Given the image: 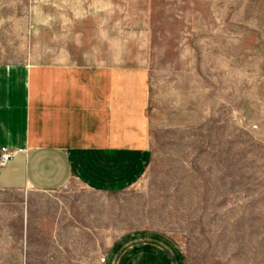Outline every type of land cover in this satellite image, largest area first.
I'll list each match as a JSON object with an SVG mask.
<instances>
[{
	"label": "rangeland",
	"instance_id": "rangeland-1",
	"mask_svg": "<svg viewBox=\"0 0 264 264\" xmlns=\"http://www.w3.org/2000/svg\"><path fill=\"white\" fill-rule=\"evenodd\" d=\"M104 2L0 0V64L145 67L149 155L120 188H0V264H264V0Z\"/></svg>",
	"mask_w": 264,
	"mask_h": 264
},
{
	"label": "crops",
	"instance_id": "crops-1",
	"mask_svg": "<svg viewBox=\"0 0 264 264\" xmlns=\"http://www.w3.org/2000/svg\"><path fill=\"white\" fill-rule=\"evenodd\" d=\"M148 78L137 65L0 64V147L14 151L0 188L130 183L149 155Z\"/></svg>",
	"mask_w": 264,
	"mask_h": 264
},
{
	"label": "clouds",
	"instance_id": "clouds-1",
	"mask_svg": "<svg viewBox=\"0 0 264 264\" xmlns=\"http://www.w3.org/2000/svg\"><path fill=\"white\" fill-rule=\"evenodd\" d=\"M65 4L69 3V0H64ZM41 3V0H34V6L32 7L31 11L35 14L36 22L38 24L48 26L53 20L54 17L51 14H46L43 12L42 8L38 5ZM112 5L110 0H105V2L96 8L97 11L102 10H109L111 9ZM71 10L73 11L74 16L76 18H81L84 14V9L82 7H72ZM66 23L70 22L67 17L62 18Z\"/></svg>",
	"mask_w": 264,
	"mask_h": 264
},
{
	"label": "built area",
	"instance_id": "built-area-1",
	"mask_svg": "<svg viewBox=\"0 0 264 264\" xmlns=\"http://www.w3.org/2000/svg\"><path fill=\"white\" fill-rule=\"evenodd\" d=\"M13 149L7 146L0 147V165H3L7 162V160L13 155Z\"/></svg>",
	"mask_w": 264,
	"mask_h": 264
}]
</instances>
